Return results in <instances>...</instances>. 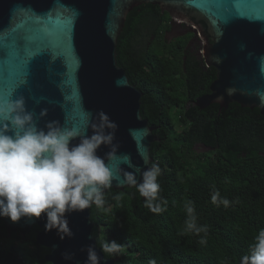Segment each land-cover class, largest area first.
I'll use <instances>...</instances> for the list:
<instances>
[{"label":"water","instance_id":"water-1","mask_svg":"<svg viewBox=\"0 0 264 264\" xmlns=\"http://www.w3.org/2000/svg\"><path fill=\"white\" fill-rule=\"evenodd\" d=\"M143 5L158 6L208 33L204 57L217 75L210 93L197 100L199 108L236 103L264 116V0H0V99L23 97L39 128L50 121L69 128L79 123L83 133L88 114L98 119L103 111L118 125L113 141L117 159L109 167L121 178L124 172H135L138 183L153 163L151 146L156 138L141 115L143 94L118 65L117 45L129 13ZM35 25L41 35L34 31ZM37 41L43 46L30 53V45ZM13 52L29 56L23 82L15 90H11L17 70ZM44 110L47 115L41 116ZM111 151L112 146L104 145L97 155L103 158ZM126 188L132 186L114 180L105 193ZM65 216L73 235L63 240L56 230H45L46 216L16 223L0 217V221L9 237L24 236L38 227L35 244L49 250L48 264H87L89 246L100 264H116L105 257L93 236L91 209Z\"/></svg>","mask_w":264,"mask_h":264},{"label":"trees","instance_id":"trees-1","mask_svg":"<svg viewBox=\"0 0 264 264\" xmlns=\"http://www.w3.org/2000/svg\"><path fill=\"white\" fill-rule=\"evenodd\" d=\"M147 7L152 14H160L158 7ZM140 9L147 11L143 5L127 17L118 40L117 61L130 83L143 94L142 117L154 124L160 115L167 123L172 110L189 99L178 89L184 76L179 66L187 42L169 46L160 38L151 48L146 43L141 52ZM173 50L177 53L172 55ZM230 107L256 122L252 140L181 141L166 127L161 141L152 144L153 163L162 170L158 182L159 195L167 201L162 205L164 211L155 214L145 208V200L135 187L105 193L104 212L91 208L98 246L105 240L125 245L122 254L107 259L116 260V264H149L152 260L156 264H240L241 257L250 254L255 237L264 229V116L258 109L242 108L236 103ZM199 142L214 152L198 157L192 146ZM214 191L229 201L227 208L212 203ZM188 202L194 207L197 225L207 226L205 245L199 242L205 238L204 233L196 235L185 230ZM37 230L34 227L20 241L21 235L9 237L0 221V264H48L45 257L49 250L35 244Z\"/></svg>","mask_w":264,"mask_h":264},{"label":"clouds","instance_id":"clouds-1","mask_svg":"<svg viewBox=\"0 0 264 264\" xmlns=\"http://www.w3.org/2000/svg\"><path fill=\"white\" fill-rule=\"evenodd\" d=\"M46 115V110L41 112V116ZM88 115V127L83 133L78 126L69 128L58 121L39 128L34 114L26 110L23 97L0 99V217L16 223L22 218L46 216V231L56 230L61 240L71 238L73 233L65 214L83 212L93 206L106 211L105 191L112 187L114 180L135 187L145 198L144 207L152 213L165 210L162 205L167 201L159 195L160 166L152 163L143 171L142 183L137 182L135 172H124L122 178L117 177L109 162L117 159L113 141L118 125L103 111L98 113V119H93L91 113ZM88 128L92 130L90 136ZM77 139L79 143L73 144ZM104 145L112 146V151L102 158L97 152ZM124 159L128 161L127 157ZM211 201L216 206H229L219 191L213 192ZM185 207L188 214L185 230L196 235L204 233L205 238L199 242L205 245L207 226L197 225L191 202ZM100 248L105 257H115L124 252L125 245L105 240ZM87 252V264H100L93 247L89 246ZM65 259L70 257L65 255ZM149 264L156 262L152 260ZM240 264H264V229L255 237L250 254L241 257Z\"/></svg>","mask_w":264,"mask_h":264},{"label":"flooded vegetation","instance_id":"flooded-vegetation-1","mask_svg":"<svg viewBox=\"0 0 264 264\" xmlns=\"http://www.w3.org/2000/svg\"><path fill=\"white\" fill-rule=\"evenodd\" d=\"M147 6L145 5L147 11L140 9L137 14V18H141L138 19L141 20L139 38L141 52H143L142 47L146 43H150L149 47L151 48L160 38L166 41L169 46L177 44L180 46L183 42H187L183 50L184 60L179 66L183 70L184 76L180 79L181 87L178 89L180 94H186L189 99L185 104L172 110V116L168 117L169 122L165 123L166 118H162L160 115L156 116L154 124L147 120L148 125L154 129L153 134L156 138L154 143L161 141V137L166 133L164 130L166 127L181 141L252 140L256 135L257 124L246 114H242L241 111L230 106L222 108L213 104L202 109L196 105L197 100L210 93V87L217 75V69L214 66H209L204 57L205 46L210 42L208 33L171 16L158 6L156 7L160 10V14L155 11L152 14ZM149 39L152 41L149 42ZM170 53L173 55L177 52L173 50ZM182 79H185L186 82L182 83ZM166 91L169 92V88ZM192 149L198 157L202 158L214 152L212 147L200 142L194 144ZM17 235H21L20 241H24L27 234L23 236L18 233Z\"/></svg>","mask_w":264,"mask_h":264},{"label":"snow or ice","instance_id":"snow-or-ice-1","mask_svg":"<svg viewBox=\"0 0 264 264\" xmlns=\"http://www.w3.org/2000/svg\"><path fill=\"white\" fill-rule=\"evenodd\" d=\"M34 31L38 35H41V31H40V26L39 25H35L34 26ZM53 31H55V30L53 29ZM44 42H46V39H45ZM38 45H39V47L43 46L42 42L37 41V42H34L32 45H30L28 51L30 53H34V52L38 51L39 50ZM12 57H13L14 64L17 66L16 74L14 76V79H13L12 85H11V90H15L23 82L24 75H25L24 65L27 62L29 56H28V54H17L15 52H13L12 53ZM76 119H77V121H79L80 117L78 116ZM77 126L79 127V123H77Z\"/></svg>","mask_w":264,"mask_h":264},{"label":"rangeland","instance_id":"rangeland-1","mask_svg":"<svg viewBox=\"0 0 264 264\" xmlns=\"http://www.w3.org/2000/svg\"><path fill=\"white\" fill-rule=\"evenodd\" d=\"M18 246H19V247H22V245H21V244H19Z\"/></svg>","mask_w":264,"mask_h":264}]
</instances>
